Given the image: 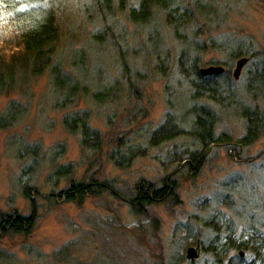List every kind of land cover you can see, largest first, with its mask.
I'll use <instances>...</instances> for the list:
<instances>
[{
	"label": "rangeland",
	"instance_id": "rangeland-1",
	"mask_svg": "<svg viewBox=\"0 0 264 264\" xmlns=\"http://www.w3.org/2000/svg\"><path fill=\"white\" fill-rule=\"evenodd\" d=\"M53 1L60 36L52 64L70 76L76 94L68 104L50 69L19 72L0 91V121L17 112L14 105L21 109L0 128V222L15 213L35 216L30 234L0 236V264H228L239 255L222 253L229 237L264 235V0H173L182 11L197 5L212 13L211 20L194 17L180 33L157 8L148 24L134 23L142 0ZM241 46L255 59L236 81L233 57ZM211 66L231 76L219 82L215 99L197 96L194 87L193 67L200 75ZM201 107L215 114L220 142L192 173L190 155L204 153L194 133L193 110ZM76 112H87L100 133L98 150L65 128ZM245 116L258 130L248 146ZM170 117L182 136L153 142ZM130 149L139 150L133 160ZM94 180L108 189L81 204L58 197L72 182ZM174 181L176 199L151 205L145 215L133 212L136 186L148 191ZM198 242L193 262L187 253ZM242 253L255 264L251 252Z\"/></svg>",
	"mask_w": 264,
	"mask_h": 264
},
{
	"label": "trees",
	"instance_id": "trees-1",
	"mask_svg": "<svg viewBox=\"0 0 264 264\" xmlns=\"http://www.w3.org/2000/svg\"><path fill=\"white\" fill-rule=\"evenodd\" d=\"M172 4L173 0H142L140 8L137 11H132V20L136 24H148L150 16L152 17L154 14L153 8L154 10L156 8L161 9L166 12L168 25L172 26L176 33H180L181 30L190 25L194 21V17H200L198 20L203 21L206 19L211 20L209 7L201 10L196 5L195 9L191 11L187 9L182 11ZM197 8L198 10H196ZM59 32L57 8L53 0H0V91H5L8 86H13L19 72L38 76L50 69L56 91L61 94L66 93L67 103L69 104V100L76 94V87L69 75L52 64L53 55L59 42ZM246 56H248V53L241 46L233 58L240 59ZM250 58L255 59V54H251ZM193 69L198 81V83H194L197 96H204L207 93L212 99H215L219 93V82L230 80L231 77L229 73H226L222 77L204 79L195 67ZM182 71L188 73L183 68ZM97 96L98 101L102 100L103 96L104 98L108 97L107 94ZM11 108H14V111L17 112L13 113V110H11L9 115L0 121V128L2 129L11 125L16 120L19 110H21L17 105ZM193 112L197 114L194 133L196 138L202 142L204 151V153L190 155L188 167L190 172L196 173L202 161H204L205 155L213 146L219 145L220 141L214 138V119L212 118L215 114L207 107L194 108ZM248 117H246L248 119V132L243 141V144L247 146L256 141L258 137L257 124ZM64 126L71 133L80 131L83 135V143L87 147L98 150L103 145L100 133L90 126V118L87 112H76L67 116L64 119ZM182 133L181 128L170 117L167 123L153 135V142L161 143L172 140L177 136H182ZM138 151L130 149L129 157L131 156L132 160L135 159ZM113 155L115 160L116 153ZM129 157L127 159H130ZM116 163L121 168L126 165L123 158L118 159ZM131 163L132 161H128V166ZM107 186L106 183L101 184L95 180L90 184L72 182L66 190L58 194V197L64 198L69 203L81 204L88 198L96 197L99 193L108 189ZM135 189L136 196L130 201L131 209L136 215H145L147 208L151 205L175 198L178 181L173 182V187L164 184L162 188L147 191L142 185H138ZM30 191L31 188L29 187L25 189L27 195ZM5 218H7L6 221L2 220L0 222L1 237H7L10 234L28 235L34 229V214L31 218H26L15 213ZM252 244L254 245L252 246ZM232 251H237L239 255L243 251H249L254 256L255 264H264V235L256 232L248 240L241 241L229 237L223 246L222 253L227 255ZM239 255L232 258L228 264H246V261Z\"/></svg>",
	"mask_w": 264,
	"mask_h": 264
},
{
	"label": "water",
	"instance_id": "water-1",
	"mask_svg": "<svg viewBox=\"0 0 264 264\" xmlns=\"http://www.w3.org/2000/svg\"><path fill=\"white\" fill-rule=\"evenodd\" d=\"M250 59L247 57L241 58L237 61L236 70L234 71V79L237 81L241 78V75L244 69L249 65ZM226 73V70L222 66H211L200 71V76L202 78H209V77H219L223 76ZM200 243L196 248H190L187 253V258L191 261H195L200 257ZM242 256L244 254L242 253Z\"/></svg>",
	"mask_w": 264,
	"mask_h": 264
}]
</instances>
